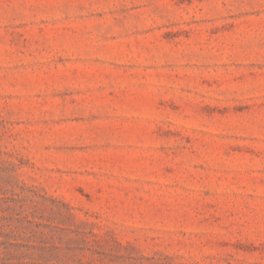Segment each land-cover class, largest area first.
<instances>
[{
    "label": "rangeland",
    "instance_id": "374dc122",
    "mask_svg": "<svg viewBox=\"0 0 264 264\" xmlns=\"http://www.w3.org/2000/svg\"><path fill=\"white\" fill-rule=\"evenodd\" d=\"M0 264H264V0H0Z\"/></svg>",
    "mask_w": 264,
    "mask_h": 264
}]
</instances>
